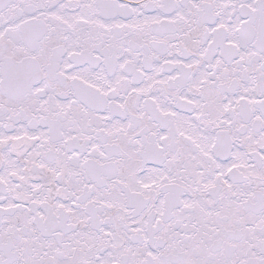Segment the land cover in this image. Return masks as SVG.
Returning a JSON list of instances; mask_svg holds the SVG:
<instances>
[{
	"label": "snow or ice",
	"instance_id": "1",
	"mask_svg": "<svg viewBox=\"0 0 264 264\" xmlns=\"http://www.w3.org/2000/svg\"><path fill=\"white\" fill-rule=\"evenodd\" d=\"M0 264H264V0H0Z\"/></svg>",
	"mask_w": 264,
	"mask_h": 264
}]
</instances>
